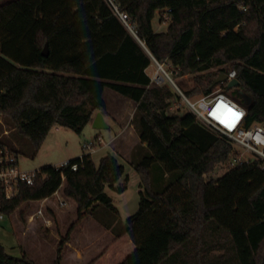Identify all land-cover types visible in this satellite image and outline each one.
Wrapping results in <instances>:
<instances>
[{"label": "trees", "instance_id": "trees-1", "mask_svg": "<svg viewBox=\"0 0 264 264\" xmlns=\"http://www.w3.org/2000/svg\"><path fill=\"white\" fill-rule=\"evenodd\" d=\"M114 2L133 33L106 0H0V118L38 153L52 129L81 135L97 113L107 116L106 90L133 102L139 155L147 153L133 164L143 188L139 209L121 234L95 217L99 206L119 214L107 188H128L110 153L99 165L86 153L70 160L76 172L47 166L11 199L0 183V214L11 218L21 250L16 257L0 244V264H37L50 247L56 255L48 264H181L193 251L197 257L202 240L208 252L210 227L223 236L215 243L230 244L234 264H264L262 162L232 166L233 145L203 130L190 111L172 109L180 97L147 73L155 60L171 66L174 80L193 76L184 92L191 98L211 95L221 75L208 72L230 66L241 83L240 99H232L249 126L264 124V0ZM157 13H168L166 32L153 28ZM6 147L18 157L0 139ZM154 165L181 175L156 193ZM220 165L226 174L207 180Z\"/></svg>", "mask_w": 264, "mask_h": 264}, {"label": "rangeland", "instance_id": "rangeland-1", "mask_svg": "<svg viewBox=\"0 0 264 264\" xmlns=\"http://www.w3.org/2000/svg\"><path fill=\"white\" fill-rule=\"evenodd\" d=\"M166 17H168L167 14L163 13L162 15H160L159 13H157L153 21V28L156 33H163L167 31L169 19H166ZM162 18L163 20H165L164 22L162 21ZM164 69L168 74L173 70L170 65H165ZM223 69L227 70L228 72L232 71L230 66H224L215 67L208 73L222 76L223 74H225L221 73V70ZM158 70V65L156 61L153 60V64L148 68L147 73L153 79L155 78L157 72H159V76L164 79L163 81H161V83H165L167 86H169L179 97L180 95L178 89L184 93L194 86L193 76L191 75H186L174 80L169 74L173 82L177 85V89L173 82L166 77L165 73L161 70ZM224 86V83L218 84L213 93L223 91ZM238 92H240L238 88H233L230 90L229 94L227 92L224 93L231 99L233 95L237 99H240ZM201 96L203 95L199 94L193 97L198 98ZM105 98L108 104L112 108L116 109H120L121 107H123L124 102H126H122V96L116 94L111 90L106 91ZM128 104L130 110L127 113L128 115L125 116V123L123 124L125 129L124 131H126L125 134L127 135L125 139H123V141L118 144V147H116V150H118L119 153L106 146V143H108L115 136V133L118 132V128L108 119H106V124L110 126L109 129L97 130L94 129L93 124H91L81 135H78L66 128H59L58 130L54 128L49 133L45 144L38 153H35L30 143L22 138L15 129L9 127L2 118H0V139L7 142L9 141L10 143H12L14 148L18 150V169L23 172H32L36 170L39 171L53 164H62L66 159L75 160L77 158H80L86 151L84 149V145L91 142L94 143V148L96 151H88V153H91L93 160L97 165H99L101 158L106 156L108 153L113 154L115 157H117L119 162L125 168V176L123 180L126 178L128 179V188L123 193H119L110 188H107L106 193L113 199L114 204L118 208L119 214H115L104 206H99L94 214L95 217H97L100 221L108 225L111 231H113L115 234H121L126 229L127 220L137 213L141 200L140 192L143 191V188L141 187V177L139 173L134 169L133 164L140 163L147 155V153L139 155V153H141V150L139 148V144H136V139L137 136L139 137V135L135 127H132L136 105L132 103ZM175 105L183 112H189L187 106L183 104L181 97L179 101L176 100ZM198 124L209 134L213 136H220L218 132L209 128L200 121H198ZM127 129H130V131H128ZM99 136L102 137L103 141L100 142ZM234 148L240 155H242L243 160L254 161L256 159V157L245 152L243 149L237 146H235ZM148 155H150V153H148ZM227 171V165H220L215 172L209 174L206 178L207 180L216 181L219 178L223 177ZM180 175V172L168 174L164 167L160 165H154L151 170L152 190L156 193L162 192L168 185L178 179ZM110 223H113V226ZM222 237V235L218 234L215 227H210L206 233V244L208 245V252H203L204 244L202 240L200 243H198L197 249L199 254H197V257L196 252L193 251V256L191 255L192 259L189 260L184 256L181 259V264H189V262H191V264H234L235 258L230 244L227 242H224L221 245L215 243L216 241L223 239ZM0 244H2L11 255L21 251L20 247L18 246L16 234L14 233V230L12 228L11 218L4 217V219L0 221ZM44 249L46 251V247ZM53 255H56V248L54 247V249L52 250V248L50 247L49 252L45 253L43 259L41 258L37 260V264L50 263V261H52ZM65 264L71 263H67L66 261ZM168 264H173L172 260L168 261Z\"/></svg>", "mask_w": 264, "mask_h": 264}, {"label": "built area", "instance_id": "built-area-1", "mask_svg": "<svg viewBox=\"0 0 264 264\" xmlns=\"http://www.w3.org/2000/svg\"><path fill=\"white\" fill-rule=\"evenodd\" d=\"M106 2L115 16H117L125 27L133 33V28L130 25L127 15L119 10L114 0H106ZM166 19H168V17H166ZM156 63L159 68L158 71H163L166 77L173 82L170 75L165 71V66L157 61ZM227 76L228 78L226 82H224V85L237 79V73L234 70L230 71ZM163 80L164 79L159 76V72H157L155 78L152 79V81L157 84H160ZM173 84L178 89L174 82ZM178 91L183 104L187 106L189 111L198 121L218 132L221 136L226 138L233 147L237 146L256 157L254 161H260L264 166V124L256 123L249 126L247 124L248 114L246 109L228 97L223 91L198 98H189L179 89ZM177 108L178 107H176V109ZM172 109H175V107ZM84 149L86 150L84 152L86 154H91L88 153V151L95 152L94 143L91 142L84 145ZM234 152L235 157L231 162L232 166L244 162H254L243 160L242 155L236 150ZM55 167L57 169L71 167L74 172L79 168L77 164L71 165L70 161H66L60 166ZM37 174L38 171L23 172L19 170L18 158L8 147L0 150V183L5 187L8 199H11L16 195L17 188L20 184L32 186ZM3 219L4 215L0 214V221Z\"/></svg>", "mask_w": 264, "mask_h": 264}, {"label": "crops", "instance_id": "crops-1", "mask_svg": "<svg viewBox=\"0 0 264 264\" xmlns=\"http://www.w3.org/2000/svg\"><path fill=\"white\" fill-rule=\"evenodd\" d=\"M107 91V90H106ZM106 91H105V94H106ZM105 94H104V97H105ZM105 100H106V98H105ZM122 102L123 101H126V102H124V105H123V107H121L120 109H116V108H112L109 104H108V102H107V100H106V103H107V106H108V115L107 116H104L103 115V117H104V120H105V123H106V119H108V120H110V122L111 123H113L117 128H118V132H116L115 133V136L108 142V143H106V146L107 147H109V148H111V149H113L114 151H116L117 153H119L118 152V150H116V147H118V144H120L122 141H123V139H125V137H126V135L127 134H125L126 133V131H124L125 129H124V126H123V124L125 123V120H124V118H125V116L126 115H128L127 113L129 112V110H130V108H129V104L128 103H132V104H134L133 102H131V101H129V100H127L126 98H124V97H122V100H121ZM123 104V103H122ZM135 105V104H134ZM119 111V112H118ZM98 114V113H97ZM96 114V115H97ZM96 115H95V117H96ZM93 124V123H92ZM108 126V129L110 128V126L109 125H107ZM132 127H134L133 125H132ZM56 130H58L59 128H55ZM128 131H130V129H127ZM129 135V134H128ZM47 140V139H46ZM46 140H45V142H46ZM99 140H100V142L101 141H103V139H102V137L101 136H99ZM137 143L136 144H139L140 143V140H139V137L137 136ZM128 142V141H127ZM45 144V143H44ZM128 146V145H127ZM102 149V148H101ZM96 151V150H95ZM66 161H70L69 159H66L65 161H63V162H66ZM61 164H53V165H51V166H60ZM37 171V170H36ZM13 228V227H12ZM18 246H19V244H18ZM10 254V253H9ZM15 254V255H14ZM14 254H12L13 256H16V257H20L21 256V251L20 252H16V253H14ZM20 254V255H19Z\"/></svg>", "mask_w": 264, "mask_h": 264}, {"label": "water", "instance_id": "water-1", "mask_svg": "<svg viewBox=\"0 0 264 264\" xmlns=\"http://www.w3.org/2000/svg\"><path fill=\"white\" fill-rule=\"evenodd\" d=\"M43 55L48 56V46L45 47L43 51ZM227 78H228L227 74H223L220 78L217 79L216 83L217 84L224 83L226 82ZM240 87H241V83L237 79H234L227 84L228 90L233 89V88H240ZM93 128L97 130L108 129V126L105 123L104 117L101 113H98L96 117L94 118Z\"/></svg>", "mask_w": 264, "mask_h": 264}]
</instances>
